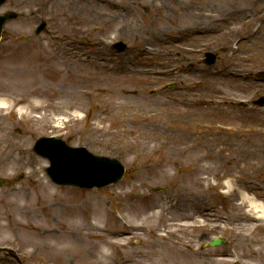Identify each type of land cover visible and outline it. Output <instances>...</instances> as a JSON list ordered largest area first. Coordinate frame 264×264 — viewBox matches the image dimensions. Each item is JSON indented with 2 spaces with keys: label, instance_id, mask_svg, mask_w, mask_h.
I'll use <instances>...</instances> for the list:
<instances>
[{
  "label": "rangeland",
  "instance_id": "obj_1",
  "mask_svg": "<svg viewBox=\"0 0 264 264\" xmlns=\"http://www.w3.org/2000/svg\"><path fill=\"white\" fill-rule=\"evenodd\" d=\"M9 9L23 16L3 28L0 96L22 94L35 83L43 106L23 108V117L17 113L23 103L0 110V177L7 181L0 187V245L14 249L25 264H116L114 253L100 258L94 238L84 256L57 238L71 225L74 197L82 205L104 202L115 221L131 218L133 205L150 212L166 202L168 217L175 218L191 212L187 200L195 197L203 211L196 216L200 226L173 220L175 236L157 238L154 248L155 232L148 228L131 239L130 258L156 264L151 251L169 244L185 251L191 245L198 254L185 259L192 264H264L263 227L246 218L264 210V201L246 190L249 180L259 186L264 178V106L251 102L264 96V1L7 0L0 13ZM41 20L47 26L36 35ZM149 26L171 33L165 45L153 46L160 52L142 55L138 37ZM177 31L186 33L178 37ZM119 41L126 45L122 51L112 47ZM206 51L216 55L212 66L203 62ZM125 61H134L136 69L126 70ZM227 64L249 73L213 82ZM155 66L160 73L147 76ZM149 88L157 92L150 95ZM42 136L116 158L125 174L102 188L55 185L45 172L47 159L32 150ZM14 144L26 147L27 155L13 152ZM35 180L51 186L52 194ZM37 222L39 238L29 246L27 226ZM214 237L223 244L203 246ZM54 238L59 249L52 251Z\"/></svg>",
  "mask_w": 264,
  "mask_h": 264
},
{
  "label": "bare ground",
  "instance_id": "obj_2",
  "mask_svg": "<svg viewBox=\"0 0 264 264\" xmlns=\"http://www.w3.org/2000/svg\"><path fill=\"white\" fill-rule=\"evenodd\" d=\"M259 1L264 0H252L253 4L258 3ZM229 3V2H228ZM111 6L113 5V1L109 2ZM230 4V3H229ZM118 8L120 4H117ZM123 10L125 8H122ZM231 13L245 15V11L242 10H235ZM143 30V32H142ZM140 30V35L138 37V42H140V54H154L160 52L153 48V46H157L160 44L165 45L168 40V35L171 33L170 31H163L161 29H157L155 27L149 26L144 29ZM191 32L194 34H199L197 27L189 28ZM186 33V32H185ZM184 31H177L175 34L179 37V35L185 34ZM247 38V37H244ZM262 39L264 40V34ZM263 43V54H264V41ZM143 45V46H142ZM262 46V45H261ZM238 50V49H237ZM247 60H253V58L248 57ZM264 65V60L261 62ZM123 66L126 70L133 71L136 69V65L134 61H125L123 62ZM34 72H30L32 74ZM157 72V67L154 68L149 67L145 74L150 76ZM221 74L219 75L218 79L215 78L213 82L217 84H223L226 81L230 80H240L245 78L248 75V71L246 68H237L233 64H227ZM153 80H150L152 83ZM249 85V83H247ZM28 89L24 91L22 94H16L10 97H1L0 96V110L2 109H11L15 106V104L23 103V106L18 107L17 113L23 117L25 114L22 111L24 108L25 113L28 110L37 109L43 106V100H40V90L39 87L32 83L29 85ZM150 95H154L157 90L156 88H149L148 89ZM132 93H136L137 90H132ZM261 121H264V115L261 116ZM13 152H16L18 156L27 155V149L22 144H14L13 145ZM22 157V158H23ZM10 157L7 158V160ZM6 159V158H5ZM31 161V158H30ZM33 161V160H32ZM36 181V180H35ZM256 182L253 180H249L247 182L246 190L248 192H253L256 197L262 199L264 201V196L262 194H258L259 190L262 189L264 191V178L261 179V184L258 186L255 184ZM34 184L40 187L44 192H48L50 187L48 184L43 183L41 181H36ZM16 190L17 188L14 187ZM52 194V193H51ZM50 193L47 195H51ZM89 199V198H88ZM73 203L71 207L68 209L69 218L71 220V225H65V233H61L57 236L62 241L66 240L71 242V253L85 255V250L87 249L89 240L88 238H94L97 240L95 242V252L100 254V258H109L111 255L116 256L115 263L116 264H143L141 261H134L130 258V251H128V246L130 245V241L132 238H137L144 231L148 228L150 231L155 232L153 236L152 242H150L152 248L156 246V239H164V238H173L175 236L174 231L170 228L173 226V220H180V221H191L193 226H200L198 221L196 220L197 215H203V211L200 208V202L193 197L192 200H187L188 203L186 204L191 208V212H179L175 218H169L166 212H169L170 206L168 208V203H165V207L162 210L153 211L152 207L150 212H147L148 209L146 207L141 206L140 209H136L133 205L132 208H129L130 212L132 213V217L128 218V220L124 221L123 217H120L118 221H115L114 216L110 213L104 202L100 200H94L88 203L87 205L80 204V198L74 197ZM186 201V202H187ZM11 203H8L10 206ZM127 207V206H126ZM160 208V207H159ZM128 209L123 211H127ZM255 212V215H248L246 216L247 220L252 222L255 227H263L264 231V210H258ZM14 214V213H13ZM12 214V215H13ZM9 215L7 216V220H9ZM123 220V221H122ZM152 222V224H150ZM256 222V223H255ZM262 222V224L260 223ZM262 225V226H261ZM3 226V225H2ZM28 233L25 236V243L33 245L36 243V240L39 238V229L40 223L37 222L34 225L27 226ZM71 229V234L68 230ZM52 233V232H51ZM164 233V234H161ZM51 235L48 236V238ZM54 238V242L51 245V250L55 251V249H59L57 246L59 243ZM264 241V240H263ZM146 243V241H144ZM186 248L190 251H185L184 248L174 247V245L163 244L159 250L154 249L150 253V257H158L159 259L156 260V264H192L191 262H186L187 256H193L198 254L197 252H193L191 245H187ZM141 258L147 257V255H141ZM185 261V262H184ZM99 264H104L100 262Z\"/></svg>",
  "mask_w": 264,
  "mask_h": 264
},
{
  "label": "water",
  "instance_id": "obj_3",
  "mask_svg": "<svg viewBox=\"0 0 264 264\" xmlns=\"http://www.w3.org/2000/svg\"><path fill=\"white\" fill-rule=\"evenodd\" d=\"M4 0H0V4ZM17 15L14 13H8L4 16L0 17V32L2 24L8 20L15 18ZM45 23H42L37 31L41 30L43 28ZM119 49L123 48V44L116 45ZM214 62V57L212 54H207L206 63L211 64ZM264 75V73H263ZM257 103L262 104L264 103V99L260 98V100L257 101ZM35 151L45 156L49 159L51 166L47 169V173L49 177L56 183L59 184H72L77 186H88L91 187L93 185L96 186H103L108 183L117 182L123 175V166L120 162H118L115 159H109L105 157L100 158H88L87 160H92L94 163H96L94 166H97L99 168V173L101 174L100 177H98L96 180H87L81 179V176L79 172H70L68 167H64L62 171L58 169L59 166V158L65 159L67 154L68 156H72L74 154H78L83 149H71L67 147L62 141L57 139H44L41 138L36 142L35 145ZM89 173L94 174L96 173L94 168H89ZM4 181L0 180V184H2ZM221 241L218 239H214L210 245H215L220 243Z\"/></svg>",
  "mask_w": 264,
  "mask_h": 264
},
{
  "label": "flooded vegetation",
  "instance_id": "obj_4",
  "mask_svg": "<svg viewBox=\"0 0 264 264\" xmlns=\"http://www.w3.org/2000/svg\"><path fill=\"white\" fill-rule=\"evenodd\" d=\"M11 261L8 258L0 257V264H10Z\"/></svg>",
  "mask_w": 264,
  "mask_h": 264
}]
</instances>
